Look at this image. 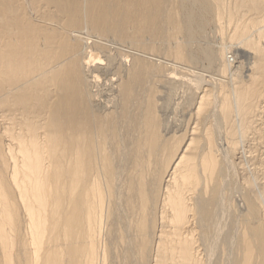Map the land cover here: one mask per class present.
Returning a JSON list of instances; mask_svg holds the SVG:
<instances>
[{
    "label": "bare ground",
    "instance_id": "6f19581e",
    "mask_svg": "<svg viewBox=\"0 0 264 264\" xmlns=\"http://www.w3.org/2000/svg\"><path fill=\"white\" fill-rule=\"evenodd\" d=\"M0 264H264V0H0Z\"/></svg>",
    "mask_w": 264,
    "mask_h": 264
},
{
    "label": "rangeland",
    "instance_id": "374dc122",
    "mask_svg": "<svg viewBox=\"0 0 264 264\" xmlns=\"http://www.w3.org/2000/svg\"><path fill=\"white\" fill-rule=\"evenodd\" d=\"M226 54H227L226 59H227L228 63H231L230 65H234V63L237 61L238 57L231 54L230 52H227ZM233 57H235V58H233Z\"/></svg>",
    "mask_w": 264,
    "mask_h": 264
}]
</instances>
